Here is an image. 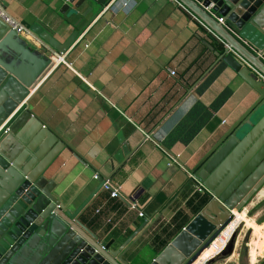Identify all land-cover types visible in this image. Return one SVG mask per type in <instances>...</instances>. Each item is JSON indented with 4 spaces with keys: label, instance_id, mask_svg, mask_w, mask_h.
<instances>
[{
    "label": "crops",
    "instance_id": "crops-1",
    "mask_svg": "<svg viewBox=\"0 0 264 264\" xmlns=\"http://www.w3.org/2000/svg\"><path fill=\"white\" fill-rule=\"evenodd\" d=\"M0 2L12 17L30 29L39 22L61 43L79 32L62 54L36 33L37 42L22 38L31 49L47 51L53 60L40 83L30 89V107L71 146L48 166L44 179L70 211L78 209L99 186L94 173H111L109 158L119 147L121 134L132 148L137 147L109 180L121 197H109L99 189L79 220L100 239L112 241L114 250L131 239L123 258L130 261L134 252L142 250L144 259L135 263L148 262L165 247L161 243L170 233L196 214L194 208L205 196L188 170L248 112L257 93L226 64L201 88L221 65L207 73L216 57L205 42L216 51L221 47L223 52L224 46L173 0H111L103 8L97 0ZM224 89L230 91L229 97L216 111L210 109L195 136L187 144L176 140L167 148V139L196 104L210 108ZM165 152L176 156L183 168L169 165ZM133 202L146 219L131 209ZM247 212L244 209L236 220H250ZM250 229L252 238L264 236L263 230L255 234ZM252 244L256 247L259 242ZM207 251L205 260L213 254L206 255ZM256 255L257 248L251 246L249 264H255L251 262Z\"/></svg>",
    "mask_w": 264,
    "mask_h": 264
},
{
    "label": "water",
    "instance_id": "water-1",
    "mask_svg": "<svg viewBox=\"0 0 264 264\" xmlns=\"http://www.w3.org/2000/svg\"><path fill=\"white\" fill-rule=\"evenodd\" d=\"M110 1L97 0L102 8ZM178 1L264 75V0H202L201 4L195 0ZM31 30L56 54L65 53L79 36L75 31L61 43L39 22ZM205 45L216 57L207 73L224 63L257 93V98L248 112L188 170L207 200L146 264H193L233 220L234 211L247 209L264 187V82L242 66L227 47L220 53L208 43ZM47 54L31 49L0 20V264H136V260L144 259L142 250L134 252L130 261L123 258L131 239L114 250L112 241L93 234L79 220V214L137 147L132 148L118 135L119 147L109 158L111 173H96V192L74 211L52 193L51 184L44 179L45 170L58 154L66 147L71 149L30 107V89L53 64ZM30 153L33 156L27 160ZM238 228L224 249L204 264L233 254ZM250 234L248 231L247 236Z\"/></svg>",
    "mask_w": 264,
    "mask_h": 264
},
{
    "label": "rangeland",
    "instance_id": "rangeland-1",
    "mask_svg": "<svg viewBox=\"0 0 264 264\" xmlns=\"http://www.w3.org/2000/svg\"><path fill=\"white\" fill-rule=\"evenodd\" d=\"M261 204V205H260ZM260 205V206H258ZM258 206V208H256ZM247 218H249L253 223H257L258 220L264 219V196L263 197H254L250 203V205L247 207ZM249 212H252L251 215H249ZM256 220V221H255ZM259 226H263L264 228V221L260 224ZM237 237H236V243L234 247L233 254L228 257H219L216 258L211 264H249L248 263V258H247V251L249 250L250 254V249L251 246L254 248H257V255L256 259L252 262H255V264H261L264 261V255L261 256V254H264V236L261 237H255L252 238V230L250 227L245 224V222H241V220H235L232 222L230 227L227 229V232L225 234L221 235L216 242L213 244L211 248L208 249L207 254L214 253L215 249L218 248L219 246L223 245V243L226 240V237L231 231H234V229H237ZM264 231V229H262ZM248 231H250V236H247ZM257 233V232H256ZM255 233V234H256ZM253 241L259 242V244L255 247L252 243ZM251 242V246H250ZM258 256H261L259 259H257ZM205 255L201 256L199 261L197 262L198 264L204 263L205 261ZM251 261V259H250ZM196 263V264H197Z\"/></svg>",
    "mask_w": 264,
    "mask_h": 264
},
{
    "label": "trees",
    "instance_id": "trees-1",
    "mask_svg": "<svg viewBox=\"0 0 264 264\" xmlns=\"http://www.w3.org/2000/svg\"><path fill=\"white\" fill-rule=\"evenodd\" d=\"M219 51L222 52V48L218 47ZM224 67V63H222L219 67H217L215 73L211 75V77L201 86V88L205 87L210 80H212L215 75L219 72V70ZM230 95V91L228 89H224L218 97L215 99V101L212 103L211 107L208 108L204 106L202 103L198 102L196 106L192 109V111L185 117V120H183L180 125L171 133L170 137L166 141L167 148L170 145L171 142H174L176 140H179L183 142L184 144H187L191 138L195 136V134L203 127L205 124L207 117L210 115V109L213 111H216L219 107H221L227 98ZM166 145H164L166 147ZM107 195L110 197V191L105 190ZM207 197L206 195L201 199L200 205L198 207L194 208V212L197 213L203 206V204L206 202ZM189 204H191V201H188ZM261 205V204H260ZM258 205V206H260ZM256 206V208H258ZM252 212H249V215H251ZM181 216V213H177V215L173 218V222H175L178 217ZM264 219H260L257 221L258 224L262 223ZM184 223L178 225L177 228L174 229L173 232L170 233L168 238L164 240V242L161 243V248L164 247L168 240L175 234L177 233L182 227ZM167 228V227H166ZM166 228L162 230V233H165ZM176 235V234H175ZM174 235V236H175ZM159 238V235L156 236V240ZM138 264H146V262H140ZM244 264V263H243ZM263 264V263H261Z\"/></svg>",
    "mask_w": 264,
    "mask_h": 264
},
{
    "label": "built area",
    "instance_id": "built-area-1",
    "mask_svg": "<svg viewBox=\"0 0 264 264\" xmlns=\"http://www.w3.org/2000/svg\"><path fill=\"white\" fill-rule=\"evenodd\" d=\"M173 1L176 2L179 6L184 7L178 0H173ZM0 20L3 23H5L12 31H14L15 33H17L21 38H24V39H32V40L34 39V41H36V42L39 41L38 40L39 38L35 35V33L28 26H26L25 24H23L22 22H20L16 18L12 17L5 10V8L3 7V5H2L1 2H0ZM217 20H218L219 23L223 24V19L222 18L219 17ZM198 21L202 25H204L200 20H198ZM226 28L229 29V27H227V26H226ZM213 35L215 36V38L218 41H220L223 44L224 47H227L228 48V50L233 54V56L238 60V62L241 63L242 66L247 67L250 70V72L254 73V75L257 77V79H259V80H261V81L264 82V75L261 72H259L249 62H247L244 58H242L238 53H236L235 51H233L232 49H230L219 37H217L215 34H213ZM260 57L263 59V55L260 54ZM61 60L63 61V58H61ZM170 74L171 75H174L175 74V71L174 70H170ZM165 154L167 156L169 165H178V166L182 167L181 162L179 161V159L176 156H174V155H172V154H170L168 152H165ZM93 178L98 179V175L96 173H94ZM102 188L104 190L110 191V196L111 197H118V196L121 197V194L119 193L118 188L115 187L110 181H106L103 184ZM198 191L199 192H204L203 191V188H201V187H198ZM130 207H131V209L137 210L138 211V215L140 217L145 218V214L139 209L138 205L135 202L131 203L130 204Z\"/></svg>",
    "mask_w": 264,
    "mask_h": 264
},
{
    "label": "bare ground",
    "instance_id": "bare-ground-1",
    "mask_svg": "<svg viewBox=\"0 0 264 264\" xmlns=\"http://www.w3.org/2000/svg\"><path fill=\"white\" fill-rule=\"evenodd\" d=\"M258 197H263L264 196V187L261 189V191L258 193V195H257ZM241 212H236V211H234V218H233V220L227 225V227H225V229L221 232V234L219 235V237L230 227V225L232 224V222H234L235 220H236V218H237V216L240 214ZM250 220H248V219H246L245 220V222H246V224L248 225V226H250V227H252L253 229H254V231H255V233L256 232H258V230H262V229H264L262 226H259V225H256L255 223H253L252 221H250ZM236 230V229H235ZM234 230V231H235ZM233 231V232H234ZM233 232L231 233V235L229 236V239L227 240V243H228V241L230 240V238H231V236H232V234H233ZM219 237H217V239L219 238ZM216 239V240H217ZM216 240L207 248V249H205L203 252H202V254L195 260V262H197L200 258H201V256H203L204 254H205V252L216 242ZM227 243H226V245H227ZM225 245V246H226ZM224 246V247H225ZM251 259H254V255H253V251L251 252ZM195 262L193 263V264H195Z\"/></svg>",
    "mask_w": 264,
    "mask_h": 264
},
{
    "label": "flooded vegetation",
    "instance_id": "flooded-vegetation-1",
    "mask_svg": "<svg viewBox=\"0 0 264 264\" xmlns=\"http://www.w3.org/2000/svg\"><path fill=\"white\" fill-rule=\"evenodd\" d=\"M234 230H235V229H234ZM225 232H227V230H226ZM225 232H224L223 234H225ZM232 232H233V231H231V232L228 234V236L226 237V240H225V242L223 243V245H221V246H219L218 248H216L215 251H214V253H213L210 257H213L214 255H216L217 253H219L222 249H224V246L226 245L227 240L229 239V236L231 235ZM223 234H222V235H223ZM212 246H213V245H212ZM212 246H211V247H212ZM211 247H210V248H211ZM248 252H249V250H248ZM262 255H264V254L262 253L261 256H262ZM210 257H209V258H210ZM209 258H208V259H209ZM249 258H250V254H249ZM206 260H207V259H206ZM206 260H205V261H206ZM198 261H199V260H198ZM198 261H197V262H198ZM197 262H195V264H196ZM255 262H256V261H255ZM255 262H251V263H255ZM262 263L264 264V261H263ZM197 264H198V263H197ZM200 264H204V263H200Z\"/></svg>",
    "mask_w": 264,
    "mask_h": 264
}]
</instances>
